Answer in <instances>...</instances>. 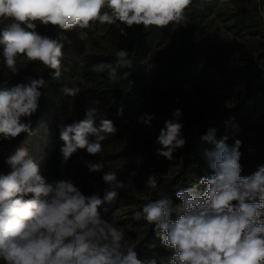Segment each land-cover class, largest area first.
<instances>
[{"label":"clouds","instance_id":"1","mask_svg":"<svg viewBox=\"0 0 264 264\" xmlns=\"http://www.w3.org/2000/svg\"><path fill=\"white\" fill-rule=\"evenodd\" d=\"M192 2L0 0V61L6 69L0 76V145L32 134L31 118L39 109L40 89L46 86L42 75H26L23 82L11 84L24 71L20 64L39 63L59 80L65 32L91 31L97 24H106L127 36V29L136 26H182ZM258 11L264 17V5ZM40 27L59 31L52 37L41 34ZM132 66L130 53L118 48L114 63L101 61L91 70L107 73L109 81L117 82L130 75L120 70ZM61 91L76 97L81 89L65 83ZM123 112L122 106L117 109L118 116ZM181 117L182 111L175 109L155 139L156 155L168 161L187 143ZM134 119L151 128L154 117L144 113ZM234 121L230 117L225 125L239 131ZM57 128L62 164L79 150L98 155L100 162L84 160L83 164L89 173H103L104 187L87 195L71 179L49 181L25 148L8 156L4 163L10 171L0 173V264H264V164L242 175L240 139L229 145L228 135L217 139L216 129L210 128L202 137L213 145L204 153L209 174L177 191L179 203L169 197L149 199L133 212L132 219L151 225L161 245L172 253L141 259L132 236L100 213L121 191L135 189L132 179L121 181L117 171H103L104 141L116 136L118 128L101 116L95 103L84 105L82 119L69 123L62 116ZM144 183L149 189L158 188L154 174Z\"/></svg>","mask_w":264,"mask_h":264},{"label":"rangeland","instance_id":"2","mask_svg":"<svg viewBox=\"0 0 264 264\" xmlns=\"http://www.w3.org/2000/svg\"><path fill=\"white\" fill-rule=\"evenodd\" d=\"M208 1L210 6H213L212 12L209 17L201 21V17H197L199 9ZM261 5H264V0H259V3L257 0H193L186 10L192 15L187 22L195 27V33L207 37L208 55H215L214 64L205 60L204 67L200 68L209 91L203 96H196L192 100L191 106V110L195 111L198 117H202L201 120L204 124L215 122L224 108L251 97L252 93H256L253 97H261L264 94V70L259 72L255 67H252L245 74V78L242 79L240 76L232 85H227L230 77H226L225 72L226 70L229 72L235 70L233 67L234 58L237 57L239 49L247 47V43L253 39L264 41V17L258 11ZM219 14L221 16L218 17ZM212 16L216 17L217 21L210 24L208 19ZM250 27L257 34L250 35ZM117 31L118 29L114 25L97 24L91 31L73 30L65 34L62 75L59 80L51 78L48 81L49 85L46 90L49 99L48 109L33 127L32 134L27 135L17 149H27L29 157L40 166L42 174L49 181L71 179L87 195L103 189V173H89L83 161L100 162V157L98 155L90 156L86 150H79L77 153H82L76 154L71 165L68 162L62 164V156L59 152L62 141L59 139L57 124L62 116L65 117V122L69 123L73 119H82L85 104L95 103L97 105L98 100L93 98L91 92L92 85H96L94 81L96 76L93 74L91 66L98 63L100 57L110 51L116 42ZM149 59L150 57L147 55L145 59L147 65L141 74L143 82L146 83V89L140 95H131L128 116L115 124L118 132L116 136L109 137L104 141V152L100 154L104 157V172L117 171L118 179L121 181L132 179L135 184L134 190L121 191L119 198L113 204H104L100 208V213L103 218L110 220L118 227H123L138 244L137 249H143L156 243L151 236L147 235L148 224L142 220L132 219L133 212L143 206L141 201L152 197V193L158 190V188L152 190L145 187L144 182L150 174H154L157 178H166V175L175 174L181 166L183 157V148L177 150L172 161L159 157L157 165L156 162L150 163L151 169H156L150 174H138V170L134 169L132 164L133 148L140 143L143 137L158 136L159 130L166 120H153L152 127L148 128L134 119V117L148 113L154 101L152 93H150L153 77L151 64L148 63ZM19 66L24 71L14 77L11 84L20 82L21 77L35 74L38 67L37 64L29 62ZM4 72L6 69L0 61V76ZM65 83L69 86L80 87V94L76 97L65 95L61 91ZM254 101L255 99L252 97L247 101L248 108L253 105ZM248 115V112H244L243 117ZM257 117L258 115L254 119ZM125 120L127 123L123 122ZM206 134L207 132H205ZM193 135L192 144L195 145L193 155L199 154L200 168L190 173L191 183L198 182L201 177L209 174L204 153L213 147L202 138L197 140L196 138L201 136L197 132ZM252 135L257 141H261L264 139V130H257ZM6 144L8 142H4L0 147L2 148ZM9 171L7 164L4 169H0V173L4 174ZM133 171L136 172V175L130 177V173ZM159 190L162 198L170 197L174 203H179L175 195L177 191H166L165 187H161ZM101 195H103L102 192Z\"/></svg>","mask_w":264,"mask_h":264},{"label":"trees","instance_id":"3","mask_svg":"<svg viewBox=\"0 0 264 264\" xmlns=\"http://www.w3.org/2000/svg\"><path fill=\"white\" fill-rule=\"evenodd\" d=\"M212 7L209 1L206 2L200 7L197 17H201V21H204L203 19L210 16ZM185 15L187 20L192 17L187 11ZM219 16L221 15L219 14ZM212 17L208 19L210 24L217 21L216 17ZM251 28L249 34H257ZM195 30L193 25L186 22L182 26L169 25L164 29H143L142 26H136L127 29V36H122L117 31L116 42L107 54L100 57L99 62L114 63L115 51L118 48L126 50L133 59V66L130 69H121L120 72L128 71L130 73L129 77L111 82L107 78V73H93L96 76L94 79L96 85L91 87L93 98L98 100L97 106L101 110V116L112 120L114 124L119 123L128 116L131 95H140L146 89V83L143 82L141 74L147 65L145 62L147 55L150 57L148 63L151 64L153 77L150 93L154 98L148 114L154 117V121H158L172 118L175 109L182 111V134L187 143L183 147L181 166L171 176L166 175V178L156 177L158 190L152 193V197L143 199L142 204L148 202L149 199L162 198L159 190L161 187H165L166 191L175 192L190 186V173L200 168L199 154L195 153L193 155L195 145L192 144V138H194L193 134L196 132L201 135L196 138L197 140L202 138L210 128L216 129L217 139L228 135L227 143L229 145H232L236 139H240L242 141L240 151L243 154L240 161L243 165L242 175H250L259 165L264 164V139L257 141L252 135L257 130H264V113H262L264 112V94L261 97H253L256 93H252L251 97L255 101L250 108H248L247 101L251 97L236 102L235 105H229L220 112L213 123L204 124L201 120L202 117H198L195 111L191 110L192 100L196 96H203L209 91L201 69L204 67L205 60H209L214 64L215 56L208 55L209 42L207 37L196 34ZM39 31L41 34L55 37L59 30L52 27H40ZM238 52L237 57L234 58L233 67L235 70L233 72L225 71L226 77H230L227 85H232L240 76L242 79L245 78V74L252 67H255L259 72L264 70V41L253 39L250 43H247V47L239 49ZM33 64H37L38 67L32 76L38 78L42 75L46 81V86L40 89L42 96L39 100V109L31 118L32 129L48 109L49 99L46 90L49 85L48 81L52 78L50 70L44 69L43 65L39 63ZM20 82H23L22 77ZM189 85L190 88H188ZM121 106L124 109L122 117L117 115V109ZM244 112L249 114L245 118L243 117ZM257 115L258 117L254 119ZM230 117H235L234 123L238 125L239 131L234 130L231 126L226 127L225 121L229 120ZM27 135L21 134L2 148L0 147V169L5 168V159L17 151ZM156 137L157 135L143 137L140 143L133 148L132 164L134 169L138 170V174H150L156 171V169L150 167L151 162H156L157 165L159 158L156 155L158 147L155 144ZM189 142L191 144H188ZM76 154L68 160V164L73 163ZM147 235L151 236L156 243L143 249H137L141 259L152 258L153 256L157 258L168 257L172 254L170 250L161 245L151 225L147 227Z\"/></svg>","mask_w":264,"mask_h":264}]
</instances>
